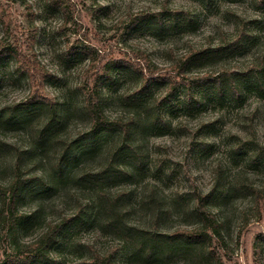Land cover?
I'll return each instance as SVG.
<instances>
[{
	"label": "rangeland",
	"instance_id": "obj_1",
	"mask_svg": "<svg viewBox=\"0 0 264 264\" xmlns=\"http://www.w3.org/2000/svg\"><path fill=\"white\" fill-rule=\"evenodd\" d=\"M67 1L68 14L51 7L49 0H0V109L25 101L33 87L17 69L16 60L23 53L27 62L39 61L53 74L45 93L66 111L60 141L35 151L33 131L49 118L50 109L43 107L36 115L19 113L10 124L5 110L0 121V183L10 182L18 159L26 175L38 176L27 184L20 199V210L37 217L25 239L36 236L49 222L69 221V239L57 252L60 264L80 263L91 244L101 251L118 248L116 264H146L129 259L130 245L105 232L104 222L97 219L96 192L87 188L82 173H94L106 163L105 145L112 135L107 138L103 133L96 139L98 145L81 137L90 124L80 89L84 78L109 60L139 61L141 56H147L159 71L175 76L177 62L190 52L226 44L245 27L248 37L237 55L194 67L185 81L224 72L247 74L264 61V0ZM165 8L189 12L191 23L168 31L131 24L140 14L155 15ZM83 47L92 49L96 63ZM112 73L114 81L106 88L104 84L105 108L117 117L132 110L123 95L133 91L135 82L120 67ZM157 90L164 92L162 83ZM185 94L186 87L179 86L174 107L165 108L170 129L142 137L148 163L145 173L110 185L111 193L126 192L120 203L124 225L169 232L188 226L194 218L176 210V195L187 196L193 185L204 191L214 189L218 203L213 210L227 242L219 252L223 264H264V198L255 197L248 187L250 183L264 187V97L257 91H246L239 98L209 91L200 93L201 106L185 109ZM251 137L256 141L241 147ZM65 142L69 153L80 150L82 164L71 170L75 163L66 169L63 161L61 174L55 170ZM40 177L50 183L49 188L36 183ZM223 184L227 193L219 195ZM160 212L162 216L156 219ZM15 252L10 232L2 224L0 264ZM177 264L210 263L189 254Z\"/></svg>",
	"mask_w": 264,
	"mask_h": 264
},
{
	"label": "trees",
	"instance_id": "obj_2",
	"mask_svg": "<svg viewBox=\"0 0 264 264\" xmlns=\"http://www.w3.org/2000/svg\"><path fill=\"white\" fill-rule=\"evenodd\" d=\"M25 3V0H14ZM51 7L68 14L67 0H49ZM161 16L167 19L162 23ZM0 17L3 18V6L0 2ZM191 15L184 10L165 8L153 14H140L131 24L140 23L142 27H152L161 30L187 28L191 23ZM144 25V26H143ZM245 27V26H244ZM170 28V29H168ZM246 29V27H245ZM243 28L239 36L215 47L190 52L177 62L176 75L161 72L155 68L147 56L139 57V61L109 60L101 64L91 74H87L80 87L82 93L83 111L89 119V127L81 134L85 140H96L103 133L110 137L105 145L106 163L94 173L83 172L86 177L87 188L94 189L97 196V219L104 222L105 232L114 234L129 246V259L145 262L146 264H177L189 254L205 257L210 264H223L221 249H225L227 242L223 225L213 207L217 205L218 197L214 189L204 191L193 185L186 193L187 196L177 194L176 210H180L194 221L188 226H180L173 231H158L154 228H129L124 225L121 217L120 203L126 192L111 193L110 185L129 182L134 177L144 174L147 158L141 145L142 137L156 130H169L171 121L168 119L166 107L173 106L175 93L179 86H185L184 108L201 106L203 96L200 93L212 91L218 95H229L239 98L246 91H257L264 97V61L252 68L247 74L238 72H224L218 76L192 79L186 83V74L194 67L218 63L237 55L244 47L248 37V30ZM161 31V32H165ZM83 51L91 57V62L97 59L90 47H83ZM12 50H8L11 52ZM15 50L12 53L15 54ZM30 62V61H29ZM23 53L16 60L17 69L32 83V89L25 101L5 106L0 109V121L3 113L8 110L6 123L10 124L19 117V113L36 115L43 107L50 109L49 118L36 128L34 150H43L48 144L56 145L60 141V128L65 117V107H61L54 98L45 93L46 82L53 77L39 61L29 63ZM141 62V63H137ZM122 64V65H120ZM120 67L134 80L131 93L124 94V100L132 108L124 114L112 117L105 108V88L114 81L113 70ZM180 79L177 81V79ZM163 85L159 92L157 86ZM194 92L191 93V91ZM255 134H253L254 136ZM106 138V139H107ZM256 141L255 137L244 141L241 147L249 146ZM98 145V140L93 142ZM92 144H88L89 147ZM239 149V148H238ZM66 142L61 148L60 161L56 165V172L63 174L62 164L72 169L81 165L80 150H71ZM255 159V158H254ZM256 160V159H255ZM21 161V160H20ZM19 159L15 163L13 177L8 184L0 183V227L5 224L11 235V241L16 252L11 253L3 264H60L57 252L67 243L70 233V222H49L34 237L25 239V233L30 223L37 218L36 213L22 212L19 208L22 192L28 183H33L38 176L26 175L22 170ZM82 169H79L81 171ZM60 177V176H59ZM37 184L49 188L50 183L40 177ZM226 184L219 189V195L227 193ZM251 192L258 198H264V187L250 183ZM172 210L168 211L171 212ZM162 216H155L156 219ZM95 224L93 225V227ZM114 231V232H113ZM118 248L101 251L93 244L88 246L87 254L77 264H116L115 256Z\"/></svg>",
	"mask_w": 264,
	"mask_h": 264
}]
</instances>
